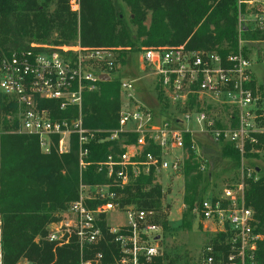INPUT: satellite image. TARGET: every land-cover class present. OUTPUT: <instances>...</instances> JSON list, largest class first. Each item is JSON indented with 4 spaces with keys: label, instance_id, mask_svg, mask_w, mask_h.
Listing matches in <instances>:
<instances>
[{
    "label": "built area",
    "instance_id": "1",
    "mask_svg": "<svg viewBox=\"0 0 264 264\" xmlns=\"http://www.w3.org/2000/svg\"><path fill=\"white\" fill-rule=\"evenodd\" d=\"M66 2L80 19L82 0ZM238 5L239 33L248 26L263 31L264 0H238ZM244 5L248 14L242 12ZM243 42L240 38L237 52L226 58L217 51L190 50L183 45L145 49L140 68L152 75L156 89L170 107L165 113L161 111V119L157 118L137 98L135 80L118 79L119 127L110 130L85 127L82 105L85 93L104 81L101 75L113 71L112 50L82 44L59 48L31 44L0 59V92L16 105L19 131L36 136L43 154L54 151L64 155L74 143L78 147V198L47 227L45 239L53 244L54 251L75 245L78 264H157L164 256L162 224L155 220L153 210L122 206L120 199L126 187L142 174L153 171L156 178L160 174H183L190 149L199 158V147L208 140L207 143L229 142L235 146L241 156L240 174L232 186L225 187L223 199L206 197L194 207L199 225L206 228L211 222L219 232L228 233V253L207 243L191 264H257L256 253L259 243L264 245V233L255 230L254 211L245 204L246 180L254 178L255 172L246 163V153H264V140L259 137L264 135V107L250 87L255 81L252 60L245 56ZM98 63L105 64V68H95ZM45 102L55 104L59 111L77 107L78 115L54 118L53 108L45 107ZM101 132L108 133L101 141L117 140L121 134H137V138L120 144L122 152L99 162V170H106L108 181L90 185L83 182L82 172L90 164L88 146L98 141ZM151 147L159 148L160 154L147 151ZM0 264H6L1 213ZM23 264L39 263L24 260Z\"/></svg>",
    "mask_w": 264,
    "mask_h": 264
},
{
    "label": "trees",
    "instance_id": "2",
    "mask_svg": "<svg viewBox=\"0 0 264 264\" xmlns=\"http://www.w3.org/2000/svg\"><path fill=\"white\" fill-rule=\"evenodd\" d=\"M122 3L129 9V22L124 16ZM51 4L54 5L53 10ZM242 12L249 13L246 5ZM149 14L150 24L147 26L145 22ZM238 19V0H82L80 19L69 10L66 0H0V59L14 51L29 48L33 41H46L54 27H59V36L65 37L66 41L77 34L85 47L114 50L122 63L128 59L127 54L131 56L143 47L182 44L190 50L217 51L226 58L230 53L237 52L240 38L248 43L264 42V30L248 26L240 34ZM70 30H74L75 35H71ZM244 54L250 56L247 46ZM250 87L258 95L255 81ZM158 92L162 97V93ZM2 96L1 112H15V103L11 101L7 104L8 97ZM54 105L49 102L44 104L53 108L54 118L69 119L78 115L77 107L59 111ZM167 107L168 104H165L161 108L162 113ZM120 109L118 79L99 81L97 89L84 95V125L89 129L118 128ZM8 122L3 121L2 129L7 133L0 134V213L3 217L5 262L17 264L20 259H25L39 264L53 261L55 264H78L79 253L75 245L54 251L53 244L45 239L48 225L59 218L71 201L78 198L80 170L77 144H73L68 154L58 155L54 151L43 154L36 136L8 132L18 125V119L13 126ZM107 135L105 132L98 133V141L96 139L88 146L87 161L90 164L82 172V180L86 184L107 182L106 170L100 171L98 163L105 161L110 154L122 152L120 144L135 142L137 138V134H121L117 140L101 141ZM259 137L264 140V135ZM186 145L190 146L188 142ZM219 145L221 155L239 166L241 156L235 146L229 142ZM147 151L160 154L156 147ZM190 153V160L184 167L187 209L181 220V227L186 230L193 227L195 204L206 198L204 191L199 190L205 179L200 169L204 159L196 158V152L191 149ZM246 157L264 159L249 151ZM193 171L197 172L191 175ZM162 192L161 184L151 171L134 179L124 190L120 202L122 206L134 205L139 209L157 211ZM245 204L254 211L257 220L255 230L264 233V176L246 180ZM158 217L155 220L167 232L168 221ZM227 235V232H220L211 239L214 247L225 254L229 251L225 243ZM256 255L257 264H264L263 243H259ZM163 262L174 264L165 253L157 264Z\"/></svg>",
    "mask_w": 264,
    "mask_h": 264
},
{
    "label": "rangeland",
    "instance_id": "3",
    "mask_svg": "<svg viewBox=\"0 0 264 264\" xmlns=\"http://www.w3.org/2000/svg\"><path fill=\"white\" fill-rule=\"evenodd\" d=\"M121 7L123 9L126 21L129 22V9L123 3L121 4ZM50 8L51 10H53L54 5L51 4ZM150 17L151 15L149 14L145 22L147 26H149L150 24ZM77 27L80 28V25L78 24ZM57 28H53L52 35L50 36V38L46 39V41H33L30 43V45L49 44L59 48L64 44H68L69 47H73L72 45L81 44V39L77 34H74V30H70V33L71 35L75 36L72 37L70 41H66L64 40L65 37L62 38L59 36V27ZM243 44L248 47V51L250 52L253 74L257 80V83L260 84V88H258V96L260 95V106L264 107V42L248 43L244 41ZM182 45L185 46V44ZM182 45L166 46L178 48ZM147 48L149 47H143L139 50V52L132 53L131 56L127 54L126 58L128 59L125 63L120 62L117 58L118 54L114 50H112V57L115 58V67H113V71H110L109 76H112L116 79L129 78L135 80L137 98H140V100L144 102V104H146L153 110L156 117L161 119V108L166 104L165 97H161L159 95V92L156 89L155 85L156 82L153 80L152 75L146 74L140 68L142 51ZM95 68H98V70H103L105 68V64H95ZM2 95L3 94L0 92V100H2ZM9 102H11L9 99L6 100L7 104ZM169 107L170 106H168L167 108ZM15 120H17L16 111H10L8 114H3L0 109V134L7 133L5 131H2L3 121H9L8 124H11L13 126L15 124ZM8 132L12 134H23L19 131L18 125L14 126ZM207 142L208 140L205 142L206 144L204 146L199 147L201 157H203L204 159V161L202 160L201 165L203 166V168L201 167L200 169L203 172V177H205L204 181L201 182L199 186V190L204 191V197L223 199V192L225 187L232 186V184H234L238 180L240 174L239 166L234 164L235 162L233 163L231 159L221 155L219 145ZM259 155L264 157L263 152ZM246 163L251 168H254V179H258L259 177L264 176V159H247ZM256 167L260 169L257 171ZM196 172L197 171L191 172V175L196 174ZM162 175L160 174L159 177L156 178V181L161 184L163 191L162 197L159 201L160 208L157 211L155 209L151 210L155 212L156 217L159 216V220H167L169 224V229L164 233V239L162 242L164 253L170 257V260H172L174 264H191L198 259L199 253L204 248V246L207 243H212L211 239L220 233L219 228H217V226H215L211 222H208L206 224V228L203 226H199V223L195 217L192 229H183L181 227V220L187 209L184 199L186 195L187 178L186 176H184V173L178 177L171 174H164V176ZM191 175L188 176V178L191 177ZM190 193L191 191L187 192V194ZM193 215L195 216V214ZM24 260L25 259H20L19 261L22 263H19L18 261L17 264H23Z\"/></svg>",
    "mask_w": 264,
    "mask_h": 264
},
{
    "label": "water",
    "instance_id": "4",
    "mask_svg": "<svg viewBox=\"0 0 264 264\" xmlns=\"http://www.w3.org/2000/svg\"><path fill=\"white\" fill-rule=\"evenodd\" d=\"M101 79L104 80V81H108V80H110V76L104 74V75H101ZM257 171H258V169H257Z\"/></svg>",
    "mask_w": 264,
    "mask_h": 264
},
{
    "label": "crops",
    "instance_id": "5",
    "mask_svg": "<svg viewBox=\"0 0 264 264\" xmlns=\"http://www.w3.org/2000/svg\"><path fill=\"white\" fill-rule=\"evenodd\" d=\"M254 80H255V83H256V87L257 88H260V84L259 83H257V80H256V78H255V76H254ZM259 94V93H258ZM260 96V95H259ZM260 98V97H259Z\"/></svg>",
    "mask_w": 264,
    "mask_h": 264
}]
</instances>
